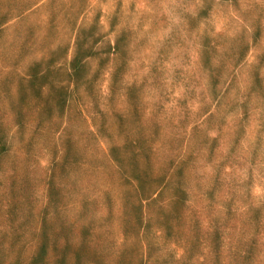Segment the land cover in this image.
<instances>
[{"label":"rangeland","instance_id":"1","mask_svg":"<svg viewBox=\"0 0 264 264\" xmlns=\"http://www.w3.org/2000/svg\"><path fill=\"white\" fill-rule=\"evenodd\" d=\"M0 264H264V5L0 0Z\"/></svg>","mask_w":264,"mask_h":264},{"label":"clouds","instance_id":"2","mask_svg":"<svg viewBox=\"0 0 264 264\" xmlns=\"http://www.w3.org/2000/svg\"><path fill=\"white\" fill-rule=\"evenodd\" d=\"M258 2L261 5H264V0H258ZM11 57V52L10 50H8L7 48L4 49L3 53H2V58L7 61L9 58ZM20 75H23V72H20ZM51 147V145H49V148ZM40 156H43L44 159H51V153L49 152L48 148H45L40 154L39 156H37V160H39ZM58 159V157H57Z\"/></svg>","mask_w":264,"mask_h":264}]
</instances>
